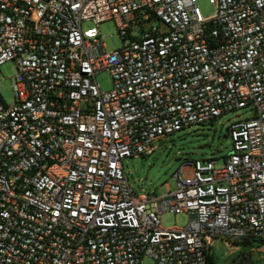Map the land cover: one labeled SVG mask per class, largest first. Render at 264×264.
Returning <instances> with one entry per match:
<instances>
[{"label": "built area", "instance_id": "2783aa9c", "mask_svg": "<svg viewBox=\"0 0 264 264\" xmlns=\"http://www.w3.org/2000/svg\"><path fill=\"white\" fill-rule=\"evenodd\" d=\"M0 0V264H209L216 239L264 240V0ZM114 21L121 46L87 38ZM108 70L112 87L98 74ZM239 109L232 150L137 193L124 159ZM166 212L185 226L166 228Z\"/></svg>", "mask_w": 264, "mask_h": 264}, {"label": "rangeland", "instance_id": "374dc122", "mask_svg": "<svg viewBox=\"0 0 264 264\" xmlns=\"http://www.w3.org/2000/svg\"><path fill=\"white\" fill-rule=\"evenodd\" d=\"M202 18H210L216 14V0H196ZM83 30L87 38L103 35L106 48L111 51L121 46L118 27L114 21L102 23L99 27L93 22L85 21ZM17 68L14 61L0 66V93L6 103L14 101L12 77ZM102 89L112 87V76L108 70L98 74ZM252 110L239 109L223 114L214 122L193 125L170 135L163 146L158 142L151 155H140L124 159L125 172L134 190L139 193H151L161 196L169 189L175 190L178 174L181 179L192 178L194 168L190 164L196 159H216L217 165L223 164V158L232 150V139L229 134L230 125L238 120L249 118ZM189 217L185 213L166 212L162 216L163 226H185ZM246 240L218 238L215 240L212 253L216 264H264V240ZM145 264H152L150 259Z\"/></svg>", "mask_w": 264, "mask_h": 264}, {"label": "trees", "instance_id": "16d2710c", "mask_svg": "<svg viewBox=\"0 0 264 264\" xmlns=\"http://www.w3.org/2000/svg\"><path fill=\"white\" fill-rule=\"evenodd\" d=\"M245 243H251V241L246 240ZM208 261H209V264H216V258H215V255L213 253H210L208 255Z\"/></svg>", "mask_w": 264, "mask_h": 264}, {"label": "water", "instance_id": "95a60500", "mask_svg": "<svg viewBox=\"0 0 264 264\" xmlns=\"http://www.w3.org/2000/svg\"><path fill=\"white\" fill-rule=\"evenodd\" d=\"M166 141H167V140H163V141H161V142L159 143V146H160V147L163 146V145L166 143Z\"/></svg>", "mask_w": 264, "mask_h": 264}]
</instances>
